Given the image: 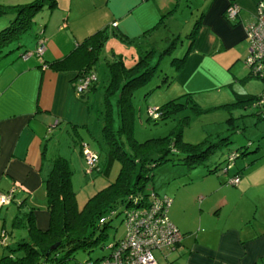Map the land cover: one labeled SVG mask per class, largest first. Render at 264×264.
I'll return each instance as SVG.
<instances>
[{
  "label": "crops",
  "instance_id": "obj_1",
  "mask_svg": "<svg viewBox=\"0 0 264 264\" xmlns=\"http://www.w3.org/2000/svg\"><path fill=\"white\" fill-rule=\"evenodd\" d=\"M54 1V6L42 7L27 41L24 35L17 42L18 48L11 51L10 45L0 52V191L13 188L14 197H24L23 205H32L36 194L44 199V176L55 156L54 136L61 132L57 128L69 126L76 131L81 127L89 132L95 115L87 103L91 91L80 95L74 90L77 66L83 60L82 50L75 51V45L99 30L105 28L122 42L134 43L136 56L142 49L151 50V57L156 50L154 32L161 28L162 32H173L170 28L180 26L178 32H185L188 42L175 88H185V92L217 89V103L213 105H222L219 107L228 109L226 113L233 118L242 116L241 108L250 105L223 103L233 101L236 94L262 92V78L250 74L243 60L248 53L244 29L255 20L258 3L264 23V0ZM230 1L238 5L233 19L224 14ZM193 26L195 31L189 39L187 33ZM38 30L44 37L42 57L23 58L20 53L36 45ZM176 34L171 46L179 38ZM8 51L14 55L5 57ZM71 51L75 55L69 61H55ZM133 54L130 52V60L137 58ZM91 69L98 79L93 64ZM205 102L211 100L206 98ZM229 122L235 124L233 119ZM249 122L252 136L238 145L247 152L222 170L224 152L211 170L217 172L215 177L209 179L205 174L203 184L194 191L179 188L170 192L167 215L181 233L171 250L175 264H264V118L256 124L252 119ZM82 140L78 138L75 158L80 169L85 167ZM236 173V183L226 182ZM33 192L36 194L32 196Z\"/></svg>",
  "mask_w": 264,
  "mask_h": 264
},
{
  "label": "rangeland",
  "instance_id": "obj_2",
  "mask_svg": "<svg viewBox=\"0 0 264 264\" xmlns=\"http://www.w3.org/2000/svg\"><path fill=\"white\" fill-rule=\"evenodd\" d=\"M18 1L26 2L28 0H0V4L22 3ZM42 11L43 9L41 8L34 14L32 22L26 30L16 33V38L10 40V42L4 46L2 52L7 50L10 45L12 46L11 51L18 48L19 46L17 45V42L23 38L24 35V38L27 41V35L29 34V31H33V27H35L36 22L40 19ZM10 16L11 14L9 13H0V28L8 24L9 20L12 18V16ZM161 29L153 34V40L156 41V50L153 56L149 58L148 53L146 56L147 60H145L147 66L153 65V70L148 74L146 79L133 87L130 95L132 109L130 124L132 135L137 140H144L147 138L163 137L165 135L172 136L173 131L179 129L182 141L189 143L203 141L204 144H207V140H209L210 142L217 141L219 144L217 143L218 145L211 147L208 152H206V154L193 165H187L178 160L177 157L181 156L183 152L180 151L181 148L172 141L163 143H160L163 140L155 142L148 141L147 143L142 144L154 145L155 143V146L160 145L162 147L168 146L169 144L166 156L170 158L159 160L156 164L151 166L148 170V173H151V175L144 179L146 180V187L151 188L148 194L151 198L165 194L171 197L170 194L179 188L182 190L188 188L191 191H194L203 184L202 180H204L205 174H207L206 178L209 179H211L212 176L215 177L217 172L212 173L210 169L221 161L223 155L227 152L226 150L239 147L238 145L241 141H243L242 143H246L247 138H251V130L253 127H251L252 124H250L249 120H255L254 114L250 111L253 108L246 106L241 108L242 116L233 118L235 124L232 125L228 122L226 119L228 117V113H226L228 109L219 107L222 106L220 104H218V106L213 105L217 103V101L214 100L217 97V89H209L207 91L192 90L185 92V88L178 89V86L175 88L177 84L175 76L179 69L175 67L177 60H172V58L179 57L182 52L186 50L188 41L185 37V32H178L179 30H182L180 26L170 28L173 32H162ZM176 32L178 33L179 38L174 41L173 46H170L169 44L170 41L173 40V36L177 35ZM164 35L167 39L163 37ZM161 37H163V39H161ZM122 41L123 39L116 36L114 32L107 34V37L103 39L100 45L97 60L92 63L94 65L93 70L98 79L95 89L88 94L87 103L89 104L90 110H92V113L95 115V117L90 120L91 122H89V132L82 130L81 127H77L76 131H73L69 126H65L58 127L57 130L61 132L57 134V136H54L53 142H57L53 148L55 155H61L69 159L72 169L70 183L75 192V201L78 208L82 206L84 200L89 195L104 186L108 180H112L119 168V161L115 157H112L108 169L104 174L96 173L95 169L87 172L84 171L86 169V163L83 156L82 158L85 167L82 169H80L78 162L75 163V158L77 141L78 138L81 137L89 150L100 156L101 160L104 159L105 154L102 149L103 141L101 140L99 127L101 124V109L104 98L103 85L107 80V67L112 60H118L117 58L120 55L123 59H121V61L126 67L136 61L128 58L130 52L135 53L133 55H135L134 57H137L135 44ZM11 51H8L5 54L6 56H4H13L14 54ZM147 52L148 50L142 49L140 50L139 55L143 56ZM176 93H181L175 98V100L180 101L182 105L176 110L171 109L167 111L163 118L156 121L151 120L147 109L154 106L157 107L156 113H160V104L174 98ZM108 97V100L111 102V114L113 117V125L115 126L118 122L116 106L114 104L115 96L112 97L111 95H108ZM205 97L209 98L211 102H205ZM152 102H154V104ZM261 119L262 117L259 118L258 122H260ZM221 137L225 138L220 139ZM225 139L226 141L224 142ZM45 142H47V149H49L50 144L48 138L45 139ZM152 147L148 149H152ZM148 149L145 148V150L143 149L142 151L146 152ZM209 173L211 174L209 175ZM9 190L14 197L13 188ZM152 190L154 191V194L151 193ZM36 192L38 193V191ZM36 192H33L31 195H35ZM20 197L22 196H16L10 200L9 203L0 206V254L6 251L4 244L13 245L18 238L26 235V229L24 227H16L11 221L15 212H18V215H22L24 211H27L29 207H32L34 223L42 228L47 224L45 197L42 199V197L40 198V196L36 194L34 202L31 203L32 205L27 202L29 206L23 205L22 203L18 204ZM24 201L25 200H23V203ZM124 207H126L124 204H118L115 206V211L110 214V218L107 219V224L103 227L99 225L94 228L91 235L92 238L96 236L94 242L77 246L67 252L65 250L69 245L64 244L60 247L57 250V257H62V259L56 264H83L86 260H93L106 254L109 251L108 244L111 241L122 237L125 231V224L122 218ZM2 232L4 233V242L1 240ZM172 251L168 253V259L171 260L174 256V252ZM153 253L158 261L157 264H162V255L157 250H153ZM175 260L176 259L172 260L173 264H175ZM51 262L50 259H46V264H50Z\"/></svg>",
  "mask_w": 264,
  "mask_h": 264
},
{
  "label": "trees",
  "instance_id": "obj_3",
  "mask_svg": "<svg viewBox=\"0 0 264 264\" xmlns=\"http://www.w3.org/2000/svg\"><path fill=\"white\" fill-rule=\"evenodd\" d=\"M44 5L52 7L55 5V1L29 0L15 4H0V13H9L12 16L8 24L0 28V52L3 51L4 46L9 43L10 40L16 38V33L26 30L31 24L34 14ZM194 31L195 26L187 33L189 39L192 38ZM107 34L104 28L84 38L80 43H76L75 51L82 50L81 54L83 55V60L79 61L80 63H78L75 75L78 72L92 70V63L97 59V50L100 48L103 39L107 37ZM171 44L172 42H170L169 45L171 46ZM150 51L151 50H148L143 56L138 54L135 59L136 61L127 67L121 60H112L111 63L108 62V67L106 66L107 80L103 85L104 98L101 109V124L99 127L101 140L103 141V147H101L104 150L105 156L104 159L101 160L100 156L97 155L99 158L95 171L96 173L104 174L108 169L110 159L115 157L119 161V168L114 178L108 180L104 186L89 195L84 200L82 206L78 208L75 201V192L70 183L72 169L68 159L61 155H55L51 159L50 168L44 176V197L48 212L47 225L42 228L34 223L32 207H29L22 215H18V212L14 213L11 220L13 225L16 227H24L26 229V235L18 238L13 245L4 244L6 251L0 254V264H46V259L52 261L50 264H56L62 259V257H57V250L64 244L69 245L65 250L67 252L77 246L94 242L96 236L94 238L91 236L94 228L99 225L103 227L107 224V219L110 218V214L115 211V206L118 204H124L126 206L123 209L122 218L124 221L125 212L128 209L152 201L153 198L148 196L151 188L146 187V180L144 179L151 175V173H148L151 166L156 164L159 160L170 158L166 156L169 144L165 147L160 145L155 146V143L154 145L142 144L148 141L155 142L163 140L160 143L172 141L177 144L179 148H181L180 151L183 152L181 156L177 157L178 160L187 165L195 164L211 147L219 144L217 141L210 142L209 140H207V144H204L203 141L195 143L182 141L179 129L174 130L172 136L165 135L163 137L147 138L144 140H137L132 135L130 124L132 118L130 95L133 87L146 79L148 74L153 70V65L147 66L145 62V60H147L146 56ZM72 52L73 51L68 52L63 59L61 58L55 61H69L73 55H75V53ZM186 52L187 47L179 57L172 58V60H177L175 66L177 69L181 68ZM148 57L150 58V56ZM44 63L47 65L45 61ZM96 85L97 79H92L88 87L80 95H85L89 91H92ZM262 90H264V81ZM259 94H236L233 101L225 102L223 105L229 106L235 103H240L241 105H245L246 103L250 105V107L253 108L251 109V113L255 116V120H252V122L256 124L260 117H262V119L264 118V100L259 105L255 103ZM108 95L112 97L115 96L114 104L116 106L118 119L115 126L113 125L111 102L108 100ZM175 98L176 97L171 98L160 104V113H157L156 116H152L148 113L149 118L156 121L163 118L167 111L179 108L182 103L175 100ZM155 108L157 110V107ZM226 119L229 122L230 119H233V116H228ZM224 138L225 137H221L220 139ZM225 141L226 139L224 142ZM150 147H152V149H148ZM145 148L148 150L146 152L142 151L143 149L145 150ZM244 151H246L245 148H229L227 150L225 162L228 154L235 153V158L239 154H243ZM214 168L215 167L211 168L210 171H214ZM226 182H228V180H226ZM151 193L154 194V191L152 190ZM162 196L160 195L157 197ZM23 200L24 197L21 198L18 204H21ZM56 241H58L57 245L47 251L48 247ZM177 244L178 243H176V245ZM168 253L166 255L167 259ZM168 260L172 262L173 259Z\"/></svg>",
  "mask_w": 264,
  "mask_h": 264
},
{
  "label": "built area",
  "instance_id": "obj_4",
  "mask_svg": "<svg viewBox=\"0 0 264 264\" xmlns=\"http://www.w3.org/2000/svg\"><path fill=\"white\" fill-rule=\"evenodd\" d=\"M237 10L238 5L235 2H228L224 8L225 17L233 19ZM261 14L262 6L258 3L255 20L244 29L248 43V53L244 62L250 74L258 76L264 81V23ZM112 24L114 25L115 22L113 21ZM38 32L40 34L36 39L35 47L22 51L23 58L29 55L41 58L44 49V37L40 30ZM92 79H95L92 70L78 72L74 81L76 94H81ZM263 100L264 90L259 94L255 103L259 105ZM147 111L152 116L157 115L154 106L149 107ZM80 152L85 160L86 170H94L98 161L97 154L89 150L84 142ZM234 156L235 153L228 154L222 170L232 163ZM227 180L230 183H236L238 175H232ZM11 197L10 190L7 192L0 191V206L7 204ZM169 201L167 196L153 197L152 201L146 204L128 209L124 217L125 231L123 236L108 244L109 251L106 254L93 260H86L83 264H157L158 261L153 250H157L162 255V264H173L166 258V255L176 246L181 234L166 214ZM3 234L2 232V242H4Z\"/></svg>",
  "mask_w": 264,
  "mask_h": 264
},
{
  "label": "water",
  "instance_id": "obj_5",
  "mask_svg": "<svg viewBox=\"0 0 264 264\" xmlns=\"http://www.w3.org/2000/svg\"><path fill=\"white\" fill-rule=\"evenodd\" d=\"M57 243H58V241H56V242H54L53 244H51V245L48 247L47 251H49V250H51L52 248H54V247L57 245Z\"/></svg>",
  "mask_w": 264,
  "mask_h": 264
}]
</instances>
